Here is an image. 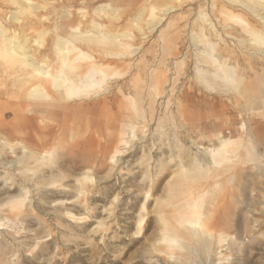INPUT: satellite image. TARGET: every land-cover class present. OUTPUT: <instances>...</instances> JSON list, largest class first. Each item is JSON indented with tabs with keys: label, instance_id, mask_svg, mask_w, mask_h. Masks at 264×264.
Wrapping results in <instances>:
<instances>
[{
	"label": "bare ground",
	"instance_id": "obj_1",
	"mask_svg": "<svg viewBox=\"0 0 264 264\" xmlns=\"http://www.w3.org/2000/svg\"><path fill=\"white\" fill-rule=\"evenodd\" d=\"M200 1L0 0V102L3 100L0 111L4 106L13 113L22 111L36 116L28 118L16 115L15 119H19L15 122L20 120L21 125H27V122L41 125L46 118L54 121L57 117H63L62 124L36 137L39 145L50 142L52 147L49 151H29L28 140L24 142L25 147L19 150L0 141V194L3 195L0 210L6 209L11 215L10 218L0 217V233L10 230L18 234L24 230L22 219L27 205L35 202V192L41 186L44 190L64 188L63 170L58 166L53 168L56 154L52 143L58 146V142L64 138V131L79 129L84 113L106 112L107 127L113 131L114 140L117 141L109 156V163L114 166L118 164L120 167L125 163L123 160L131 153L138 131L144 135L153 130L164 135L161 122L169 117L175 82L187 59L193 73L188 80H194L196 87L209 92L227 88L234 92L228 100L236 105L244 106L254 99L253 102L258 101L264 109V86L260 88L256 85L254 88V81L264 79V0H211L209 16L201 6L192 13L189 7ZM78 2L80 6L75 8L73 4ZM94 3L100 4V7L95 8L92 6ZM184 7L190 10L179 13L175 21L166 20L157 32L158 44L147 43L144 49V41L164 17L173 12L177 14ZM143 9H149L148 18L140 13ZM129 12L132 13L126 14ZM191 14L193 16L190 18ZM124 20L129 27L123 24ZM42 39L47 41L44 43ZM148 54L152 61L147 60ZM126 74L129 78L122 82L120 79ZM182 88L178 87L176 92L183 93ZM97 98L92 105L79 107L77 104ZM153 106L163 111L162 116L158 113L161 117L154 118ZM2 118L3 113L0 112V127L4 124ZM154 123V129H149ZM241 128L244 129V125ZM165 138V144L171 147L170 137ZM174 140L178 143L179 152H186L184 157L190 159L185 164L180 156H176L179 165L176 164L178 167L172 170L173 176L168 180L172 199L188 191L197 177L211 178V168L224 163L228 165V170L212 178L213 187L222 185L229 177L233 178L236 162L241 160L238 150L244 147L241 138L219 136L215 146H201L191 141L197 150L191 155L182 143L179 144V139ZM247 148L244 150L248 151ZM6 150L13 152V156H4ZM174 160L170 157L169 162L174 163ZM154 161L159 162L157 159ZM166 162L161 164L162 167L167 165ZM19 176H36L38 182L29 186L26 184L28 180H24L17 187L12 186V181H17L15 179ZM92 176L89 171L82 172L77 183L93 185ZM155 179V176L144 177L141 182H146L148 188L152 189L157 184ZM151 189L145 193L140 204L132 234L134 237H140L145 231L149 215L146 208L153 201ZM84 194L83 190L78 189V196ZM191 197L185 199L183 205H171L169 218L158 214L162 224L158 243L166 250L153 249V254L161 256L165 264L178 262L181 254H187L188 257L183 256L184 259L193 257L191 259L195 258V261L201 253L191 244L206 236L209 240L205 245L206 259L215 261L213 264H221L222 235H213L211 231L208 233L202 219L205 194ZM245 198L247 200L248 197ZM252 224L255 225L251 228L256 227L259 236L264 237V211ZM212 242L214 249H210L209 243ZM178 245L183 253L177 255L172 250ZM155 264L159 263L155 261Z\"/></svg>",
	"mask_w": 264,
	"mask_h": 264
},
{
	"label": "rangeland",
	"instance_id": "obj_2",
	"mask_svg": "<svg viewBox=\"0 0 264 264\" xmlns=\"http://www.w3.org/2000/svg\"><path fill=\"white\" fill-rule=\"evenodd\" d=\"M210 4L211 0H201L189 8H192L191 11L194 14L193 11L201 6L209 16ZM73 5L77 8L80 6V2ZM92 6L97 8L100 7V4L94 3ZM189 8L184 7L177 11V14L173 12L168 17L165 16L161 24L154 28L151 36L144 41L142 45L144 49L147 48V43L158 44L156 35L166 20L175 21L179 17V13L188 12ZM147 12L149 9L140 10L145 18H148ZM130 13L132 12L126 14ZM125 20L123 24L129 27V23ZM180 24L178 23V25ZM130 30L132 29L130 28ZM133 33L137 35L136 31ZM46 41L47 39H42V42ZM135 42L137 44L138 40ZM147 60L152 61L151 55L148 54ZM180 70V77L175 82V91L171 96L173 104L172 108L168 109L169 117L161 122L162 133L165 136L159 132H153V130L145 132L144 135L138 131V142L133 143L134 147L131 148V153L124 158L125 163L120 167L118 164L114 166L109 163V156L114 151L117 141L114 140L113 131L107 127L108 119L105 111L84 113V119H80L79 129L64 131L62 135L64 138L61 137L62 142H58V146L56 143H52L56 154L53 168L58 166L63 170L65 177L62 184L64 188L44 190L41 186L35 192L37 195L35 202L27 205L22 219L24 230L18 234L10 230L3 231V235L0 233V264H155V261L163 264V258L161 259L158 254H153V249L166 250L162 244L158 243L162 226L158 214L169 218L168 212L171 205H183L185 199L191 196L196 197L203 192L206 197H204L205 206H207H204L202 210L205 229L208 233L212 232L213 235H222L221 264H264V237L259 236L256 227L255 229L251 228L252 225H255L252 224V221L260 218L264 211V204L262 205L264 203V195H262L264 194V109L258 101L253 102L254 99L250 103L248 101V104L246 103L244 106L236 105L228 100L234 92L227 88L209 92L204 88L196 87L194 80H188V76L191 77L193 74L188 59ZM128 78V74H126L120 80L123 82ZM254 82L255 89L256 85L260 88L264 86L263 78ZM181 86L183 93H177L178 87ZM97 100L98 98L77 104L79 107H84L92 105ZM2 102L3 100L0 105ZM8 104L12 105V102ZM71 105L73 106L74 103ZM153 107L154 118L161 117L163 111ZM0 112L3 113L4 123L0 127V141L16 146L19 150L25 147L24 142L28 140L30 146L27 148L34 153L51 150L50 142L44 146L39 145L36 143V137L63 123V117H57L54 121L46 118L41 125L30 122H27V125H21L20 120L18 123L15 122L19 119H15L16 115L28 118L36 116L22 111L13 113L9 107L5 108L4 106ZM145 116L147 117V112H145ZM242 125H244V129L241 128ZM150 126L149 129H154L155 123ZM219 136L238 137L241 138L244 147L248 144L245 148L238 150L241 160L236 162L233 178H227V181L222 183L223 186H215L216 189L213 187L212 178L228 170V165L224 163L219 167L211 168V173L209 172L211 178L199 179L197 177L188 191H184L176 199H172L168 180L173 176L172 170L179 165L176 156H180L185 164H188L190 159V157H184L186 152H179L178 143L174 139H179V144L182 143L184 149H188V153L194 155L197 150L193 148L191 141H195L197 145L201 146H215ZM165 137L174 138L171 139V147L165 144ZM246 148L248 151L244 150ZM3 154L9 157L13 156V152L7 150ZM246 155L250 156L245 157ZM170 157L175 159L174 163L173 161L169 162ZM156 159L160 163H156L154 161ZM162 161L168 162L165 167H162ZM151 167L154 168L151 170ZM155 170L160 174H154ZM85 171H89L90 175H93V185L77 183L79 176ZM150 176L153 178L155 176V182H157L156 187L152 189L148 188L146 182H141L144 177L149 178ZM15 180L17 181H12V186L16 187L24 180H28L26 184L29 186L38 182L36 176H19ZM217 188H219L218 191ZM78 189L83 190L85 194L78 196ZM149 189H151L150 195L153 201H150L146 208L149 215L145 231L140 237H134L132 234L135 220H137L136 216L143 197ZM2 197L3 195L0 194V199ZM245 197H248L250 201ZM0 217L10 218L11 215L6 209H2ZM201 238L199 242L191 244L193 248H198L199 254L201 253L200 257L196 259L197 262L194 261L195 258L191 259L193 257L186 260L184 257H188L187 254L186 256L181 254L182 257L180 260L178 259V262L170 264L215 263L213 260L206 259L205 245L209 242L208 238L206 236ZM213 244V242L209 243L210 249L213 248L211 246ZM179 246L172 250L173 253L177 255L183 253Z\"/></svg>",
	"mask_w": 264,
	"mask_h": 264
}]
</instances>
